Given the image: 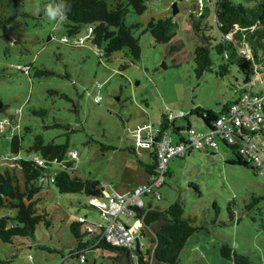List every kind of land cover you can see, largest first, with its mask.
I'll return each instance as SVG.
<instances>
[{"label":"rangeland","instance_id":"obj_1","mask_svg":"<svg viewBox=\"0 0 264 264\" xmlns=\"http://www.w3.org/2000/svg\"><path fill=\"white\" fill-rule=\"evenodd\" d=\"M215 2L204 0L210 9L205 20L218 41ZM196 5V0H148L143 13L128 12L126 25L140 24L135 35L142 53L132 62L127 48L115 53L111 61H100L101 51L91 40L77 43L79 37L87 36V26L77 36H67L66 19L53 20L47 14L49 7L54 9L52 0H16L15 4L0 0V99L6 106L0 111V158L9 154L13 133L22 136L21 155L34 158L36 154L26 149L41 134L46 142L67 141L68 171L99 181L104 190L124 192L146 181L149 174L141 163L151 162L150 147L138 143L139 126L151 121L158 127L162 114L169 110L186 116L174 120L182 134L169 128L166 139L178 141L188 123L206 131L203 120L192 112L196 108L220 112L237 98V89L243 85L236 65L230 66L228 74L217 73L223 61L215 50L211 58L216 70L196 76L192 52L201 42L189 18ZM164 17L176 24L170 44L155 42L146 31L152 18ZM65 35L67 43L62 41ZM122 64L128 67L121 69ZM43 67L55 74L37 76L36 70ZM255 70L259 73L254 74L253 89L264 94V61L255 64ZM142 136L148 141L144 132ZM212 150L193 148L187 155L173 157L169 178L159 188L162 198L144 196L145 203L165 208L180 200L184 216L201 227L186 241L178 264H235L233 251L231 258L221 254L223 245L248 257L250 264H264V174L231 163L234 152L221 140L218 150ZM0 161L2 170L3 158ZM252 197L257 203L248 209ZM37 198V212H48L50 227L40 223L33 238L16 237L12 243L0 240V264H120L119 252L105 248L86 250V261L70 256L76 244L72 222L80 215L91 223L103 216L85 194L61 193L54 184H45ZM232 200L233 218L227 209ZM148 230L145 226L140 237L144 252L154 244Z\"/></svg>","mask_w":264,"mask_h":264},{"label":"trees","instance_id":"obj_2","mask_svg":"<svg viewBox=\"0 0 264 264\" xmlns=\"http://www.w3.org/2000/svg\"><path fill=\"white\" fill-rule=\"evenodd\" d=\"M11 1L16 3V0ZM147 1L113 0L109 4L108 0H52V4L54 9L59 8L62 4L64 9L70 5V11L66 13L65 18V34L69 37L77 36L83 26H87V36L82 39L79 37L76 42L82 43L86 39L91 40L98 51L99 49L101 51L98 55L100 61L104 59L111 61L115 53L127 48L131 61L134 62L140 59L142 53L140 40L135 35L136 28L140 24L127 26L125 17L130 11L136 14L143 13L147 7ZM196 2L197 5L189 15L192 28L201 42L192 52L196 76L202 77L204 73L216 70L211 58V51L215 50L223 61L218 65L217 73L228 74L230 66L236 65L237 70L243 74V85L237 89V98L229 102L220 112L196 108L192 113L197 114L203 120L207 127L206 131L212 130L218 115L230 105L240 102L246 91H251V93L262 97L261 110L264 113V94L255 92L253 89L254 74L259 73L255 70V64L264 61L263 55L259 56V52L264 51V0H216L214 22L221 34V40L218 41L210 33V23L205 20L210 15L208 5L201 6L199 0ZM178 12V7L174 3L173 14L176 15ZM89 28H91V32H88ZM175 29L176 24L170 17L152 18L146 25V31L151 34L154 41L164 44L172 43L176 36ZM229 34H231V39L227 37ZM67 36H63L67 39L63 40L66 43ZM245 48L252 53V58L248 59L241 53V50ZM171 49L176 50L174 44ZM120 67L125 69L128 64H122ZM35 74L37 76L53 75L55 72L43 67L37 69ZM98 87L100 86L98 85ZM5 108L6 106L0 99V111ZM41 112L46 113L44 109H41ZM171 112L168 110L162 114L158 138H162L169 128H172L174 133H179V130H182L175 127L174 120L184 118L186 114L183 117L169 119L168 114ZM34 113L38 112L34 111ZM188 126H190L189 123ZM238 130L239 134L233 143L225 139H218L233 150L235 159L231 163L256 170L254 164L239 151L241 142L247 136H252L255 133L242 128V126ZM261 133L264 137V132ZM129 149L135 152L134 148ZM22 150V136L19 133H13L9 154L0 158V160L2 158L4 160V168L0 169V210H2L0 213V240L3 242L12 243L16 237L33 238L35 229L40 223L50 227L51 220L48 212L45 210L41 213L37 212V195L45 184H54L61 193H83L89 199L103 196V187L99 181L82 179L78 175L70 173L66 168V156L69 151L67 141L64 143H56L54 140L46 142L41 134H37L26 149L27 153H35L36 156L34 158L22 156ZM149 150L153 161L150 164H144V166L146 172L151 176L156 168L155 144ZM40 160L43 161L42 164ZM10 165L12 166L10 167ZM197 190L199 191V189ZM252 199L253 202L247 204L246 208L250 209L254 203H257L256 198L252 197ZM233 203V200L230 201L227 207L231 218H233ZM214 208L215 213H218L219 208L216 204H214ZM184 213V205L180 200L173 201L165 208L150 205L140 210L137 217L142 218L145 226L149 229L148 231L152 232L150 239L154 244L145 252L138 244L134 249V257L125 247L112 246L103 240H98V236L87 232L83 228V223L77 219L71 224L76 244L70 256L80 259L84 256L83 260L86 261L84 254L86 250L105 248L118 251L116 258L121 259L123 264H178L186 241L194 232L201 229V227L194 226V219L184 216ZM216 218L213 219V222L217 221ZM144 233L143 230L142 234ZM232 251L235 264H250L248 257L238 254L228 245L221 247V254L225 257L231 258L230 252ZM136 256L138 261H135Z\"/></svg>","mask_w":264,"mask_h":264},{"label":"built area","instance_id":"obj_3","mask_svg":"<svg viewBox=\"0 0 264 264\" xmlns=\"http://www.w3.org/2000/svg\"><path fill=\"white\" fill-rule=\"evenodd\" d=\"M199 3L202 6L204 0H199ZM88 32H91V28L88 29ZM227 37L231 39V34ZM63 40L66 41V37H63ZM241 53L248 59L252 58V53L247 48L242 49ZM261 106L262 97L251 93V91H246L240 102L230 105L218 115L212 130L200 132L188 126L186 134L181 136L177 142L158 138L161 121H158L156 128L151 121L139 126L138 131L135 132L138 135V143L149 146V149L155 144L156 168L154 174L150 176L146 184L139 185L130 192L110 193L105 197L90 199V205L99 208L103 216L95 223L88 222L83 216L79 217L78 220L83 223V228L87 232L97 235L98 240H103L109 245L125 247L134 257V249L137 245L143 247L140 237L145 234H142L145 227L144 222L142 218L137 217V214L147 207L144 196L160 199L158 189L163 185L170 160L173 157L186 155L193 148L218 150V138L233 143L239 134L240 126L255 134L247 136L241 142L239 151L254 164L257 172L260 171L264 174V137L261 133L264 132V113ZM184 115L185 113L182 111L177 114L171 112L168 114V118L173 119ZM143 132L148 141L142 138ZM40 163L42 164L43 161L40 160ZM83 259L84 256L81 260Z\"/></svg>","mask_w":264,"mask_h":264},{"label":"crops","instance_id":"obj_4","mask_svg":"<svg viewBox=\"0 0 264 264\" xmlns=\"http://www.w3.org/2000/svg\"><path fill=\"white\" fill-rule=\"evenodd\" d=\"M206 128H207V127H206ZM180 129H181V128H180ZM196 130H197V129H196ZM179 131H180V132L178 133V135L182 134V130H179ZM185 131H186V130H185ZM167 134H168V131L164 134L163 137H165ZM175 134H176V133H175ZM181 136H183V135H181ZM181 136H180L179 140L181 139ZM171 139L174 141L173 138H171ZM171 139H169V140H171ZM172 140H171V141H172ZM175 142H177V141H175ZM152 161H153V159L151 158V162H148V164L152 163ZM170 161H171V160H170ZM145 163H146V162L141 163V165L144 166ZM169 163H170V162H169ZM167 171H168V167H167ZM167 174H168V175H167L166 179L169 178V173H167ZM149 179H150V175H148V178L146 179V181L143 180L142 183H139V184H140V185L146 184V183L149 181ZM132 189H133V188H132ZM132 189H125L124 192H122V191H118V190H116V189H107V190H103V197L109 195L110 193L124 194V193L130 192ZM158 191H159V189H158ZM149 197L152 198V196H149ZM160 198H162V197H161V194H160ZM150 205H152L151 201H149V203H148L147 206H150ZM159 207H160V206H159ZM96 208H97V207H96ZM81 216H82V215H80L79 217H81ZM79 217H78V218H79ZM83 217L87 220V218H86L85 216H83ZM97 221H98V219H97ZM151 233H152V232H151ZM86 259H87V257H86Z\"/></svg>","mask_w":264,"mask_h":264},{"label":"clouds","instance_id":"obj_5","mask_svg":"<svg viewBox=\"0 0 264 264\" xmlns=\"http://www.w3.org/2000/svg\"><path fill=\"white\" fill-rule=\"evenodd\" d=\"M211 1V0H210ZM61 9H64V5L62 4L59 8L56 9H52L51 7H49L47 9V14L49 16L50 19L56 20L57 17H59L60 20H63L66 18V13L68 11H70V5H67L66 9H64L63 11H61ZM63 38V37H62ZM160 121V120H159ZM165 138V137H162ZM187 155V154H186ZM180 157V156H179ZM166 177H167V173H166ZM165 177V180H166ZM104 190V189H103ZM147 205V204H146ZM145 225V224H144Z\"/></svg>","mask_w":264,"mask_h":264},{"label":"water","instance_id":"obj_6","mask_svg":"<svg viewBox=\"0 0 264 264\" xmlns=\"http://www.w3.org/2000/svg\"><path fill=\"white\" fill-rule=\"evenodd\" d=\"M120 264H123L122 260L120 261Z\"/></svg>","mask_w":264,"mask_h":264}]
</instances>
